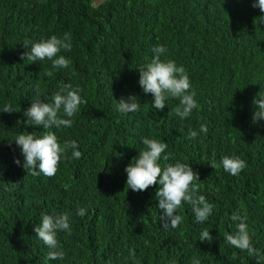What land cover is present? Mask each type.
<instances>
[{
    "label": "trees",
    "instance_id": "obj_1",
    "mask_svg": "<svg viewBox=\"0 0 264 264\" xmlns=\"http://www.w3.org/2000/svg\"><path fill=\"white\" fill-rule=\"evenodd\" d=\"M254 2L0 0V264H257L256 256L224 239L237 231L233 214L245 217L252 245L264 256V120H253L254 100L264 97V12ZM65 33L71 50L55 58L70 60L67 68L21 59L30 50L26 41ZM157 45L166 48L162 61L184 67L189 93H196L198 107L187 118L175 114L178 98H168L160 111L138 83V68L152 61ZM62 84L83 89L72 126L28 125L23 113L32 101L51 102ZM129 95L137 96L140 109L120 113L116 105ZM7 104L16 111L3 112ZM45 131L61 147L75 140L82 153L79 159L72 149L67 159L61 154L52 177L25 170L14 143L18 134ZM190 131L198 133L195 139ZM144 138L165 142L161 158L199 173L193 183L214 205L208 221L197 223L182 201L183 222L165 230L155 198L159 182L144 191L126 189L125 169L145 149ZM225 156H239L247 167L233 176L222 166ZM78 208L87 210L83 217ZM63 213L70 215L71 234L58 231L55 250L65 256L51 260L53 249L34 229L42 214ZM204 229L211 242L200 240ZM130 249L135 261L128 259Z\"/></svg>",
    "mask_w": 264,
    "mask_h": 264
},
{
    "label": "clouds",
    "instance_id": "obj_2",
    "mask_svg": "<svg viewBox=\"0 0 264 264\" xmlns=\"http://www.w3.org/2000/svg\"><path fill=\"white\" fill-rule=\"evenodd\" d=\"M253 7L264 12V0H256ZM70 39L71 34L65 33L62 38L53 35L47 40L34 44L26 41L24 45L26 48L30 46V50L22 53L21 59L27 58L33 62L48 59L52 61L53 68H67L70 60L63 55L58 58L55 57L61 49L71 50ZM152 51L155 53L152 61L138 68L140 73L139 85L145 94L151 93L153 95L152 104L160 111L165 108V102L168 98H178L179 106L175 108V114L181 119L187 118L193 109L198 107L194 99L195 91L192 90L189 93L191 87L189 76L184 67H178L175 61H162L160 59L161 55L166 52L164 46H154ZM48 75L51 76L52 73L49 72ZM82 91L83 89L79 87L73 88L71 84H62L60 90L53 94L51 102L44 103L41 99L32 101L31 106L23 113L28 118L26 123L42 126L43 129L71 127L73 121L69 118L77 113L83 102L80 95ZM260 97L254 100V104L258 106V110L254 113V122L264 120V97ZM116 109L124 114L135 113L140 109V102L136 95L121 97ZM14 111L16 110L11 104L5 105L3 110L9 114ZM200 131L207 134V126L201 124ZM197 135L196 131L189 132L190 139H195ZM14 143L20 147L23 156V168L25 170L31 169L32 175L43 173L47 177L54 176L58 170L61 154H65V159H67L66 153L69 149H72V158L74 159H79L82 155L75 140L66 141L61 147L56 134L52 131H45L41 136H37L35 133L18 134ZM142 143L145 149L140 150L139 155L125 169L127 173L126 189L144 191L159 182L160 187L156 191L155 198L158 200V208L163 210L161 221L165 230L169 227L178 228L183 222V209L177 210L182 201L191 205L197 223L208 221L214 205L209 203L204 195L199 194L198 185L193 183L197 180L200 181L199 173L194 172L193 168L185 163L177 162L173 165V162H168V155L161 158L162 153L167 148L165 142L144 138ZM14 162L18 166L21 165L20 159H15ZM221 163L224 170L233 176L239 175L247 167L246 161L239 156H225ZM209 165L215 169V160ZM86 211L85 208H78L76 214L83 217ZM232 220L239 221L236 225L237 231L233 234L225 233L224 239L231 246L246 251L249 256H256L258 258L257 264H261V261H264V256H261L252 245L248 225L245 222L246 218L233 214ZM34 230L37 237L50 249H53L48 254L49 259L63 260L65 256L63 250H55L58 248L57 233L58 231H67L68 234H71L70 215L68 213L42 214L41 220ZM212 239L208 229L201 232V241L211 242ZM128 259L135 261L134 249L129 250ZM192 264H200V261L193 259Z\"/></svg>",
    "mask_w": 264,
    "mask_h": 264
}]
</instances>
